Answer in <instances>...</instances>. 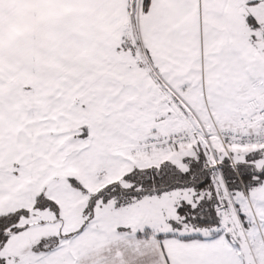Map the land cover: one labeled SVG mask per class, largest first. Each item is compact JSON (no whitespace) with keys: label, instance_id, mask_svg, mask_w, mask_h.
<instances>
[{"label":"snow or ice","instance_id":"snow-or-ice-1","mask_svg":"<svg viewBox=\"0 0 264 264\" xmlns=\"http://www.w3.org/2000/svg\"><path fill=\"white\" fill-rule=\"evenodd\" d=\"M0 264H264V0H0Z\"/></svg>","mask_w":264,"mask_h":264}]
</instances>
